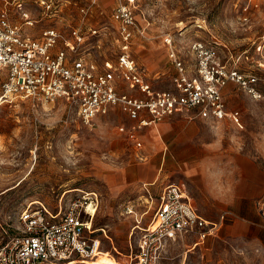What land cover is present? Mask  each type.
<instances>
[{
    "label": "rangeland",
    "instance_id": "1",
    "mask_svg": "<svg viewBox=\"0 0 264 264\" xmlns=\"http://www.w3.org/2000/svg\"><path fill=\"white\" fill-rule=\"evenodd\" d=\"M24 1L34 20L31 27L24 25L17 0H0V11L8 9L10 20L27 35L40 38L54 27L70 38L69 30L81 25L86 35L82 54L99 63L117 62L123 41L113 20L116 0H52L55 15L47 13L40 0ZM83 7L90 8L84 21ZM133 10L147 38L135 35L130 53L156 90L172 88L174 69L164 44V37L172 34L185 56L194 40L216 42L225 58H239L242 71L259 77L264 93V47L257 49L264 38V0H135ZM91 27L101 29V35L91 37ZM58 48H64L63 42ZM4 78L0 72V241L19 233L20 214L29 206H45L54 215L79 206L90 220L84 209L92 204L99 255L107 256L103 264L127 263L130 241L135 245L140 235L137 229L133 232L136 219L141 228L154 219L157 199L149 208L147 189L157 195L166 185L181 181L194 193L200 215L214 222L223 215L225 219L204 242L196 234L169 242L159 264H264V98L254 100L232 85L227 101L231 110L241 112V123L193 119V112L182 113L141 130L146 149L139 152L119 131L134 124L121 111L99 116L86 126L64 100L47 105L21 97L1 100ZM163 124L168 125L162 129ZM159 142L168 153L172 144H179L174 160L171 154L162 159L166 147L161 149ZM220 188L233 197L253 192L252 209L226 210L203 202ZM128 203L135 205L136 215L124 213ZM227 211L249 214L253 220L242 221L226 235Z\"/></svg>",
    "mask_w": 264,
    "mask_h": 264
},
{
    "label": "built area",
    "instance_id": "2",
    "mask_svg": "<svg viewBox=\"0 0 264 264\" xmlns=\"http://www.w3.org/2000/svg\"><path fill=\"white\" fill-rule=\"evenodd\" d=\"M99 1L93 0V3ZM116 1L113 20L122 36L123 49L115 63H99L90 54H82L86 35L81 25L69 30L70 38H65L64 32L54 27L44 30L40 38H34L10 20L8 9H2L0 72L5 78L1 100L21 97L42 105L64 100L86 126H92L99 116L118 109L134 122L130 128L122 126L119 131L141 148V130L155 127L180 110L193 112V118L211 122L241 123V112L231 110L226 99V90L232 85L254 100L264 98L259 77L242 71L239 58H225L216 42L194 40L189 43L185 56L172 34L164 37L174 67L172 88L156 90L147 71L130 53L135 35L147 38L133 10L135 0ZM40 2L47 13H56L52 0ZM24 4V0H17L24 25L31 27L34 20ZM89 12L90 8H81L83 21ZM88 33L97 37L101 29L91 27ZM60 42L64 48L57 49ZM263 47L264 38L257 49ZM147 193L150 208L157 199L154 219L145 228L136 220L133 232L137 229L140 235L135 245L130 242V264H159L169 242L191 234L198 235L204 242L218 231L225 219L223 215L219 222H214L201 216L179 185H167L157 196L150 189ZM88 208L84 213L91 216L90 220L84 218L79 206L63 215H54L45 206H29L20 214L19 233L0 241V264H91L101 252V240L96 236L93 214ZM124 213L135 214V205L124 206Z\"/></svg>",
    "mask_w": 264,
    "mask_h": 264
},
{
    "label": "crops",
    "instance_id": "3",
    "mask_svg": "<svg viewBox=\"0 0 264 264\" xmlns=\"http://www.w3.org/2000/svg\"><path fill=\"white\" fill-rule=\"evenodd\" d=\"M167 57H168V54H167ZM168 60L170 61V59H169V57H168ZM172 64V63H171ZM173 66V65H172ZM173 69H174V67H173ZM173 74H174V71H173ZM172 74V75H173ZM149 79H150V77H149ZM172 80V79H171ZM230 88H231V86L226 90V95H227V92L230 90ZM171 89V88H170ZM126 90L128 91V92H131L128 88H126ZM136 95H140L139 93H135ZM226 99H227V96H226ZM118 110V109H117ZM182 113H189V112H186V111H183V110H180V111H178L174 116H176V115H180V114H182ZM173 116V117H174ZM172 118V117H171ZM171 118H168V119H166V120H169V119H171ZM193 119H199V118H193ZM130 120V119H129ZM165 120V121H166ZM131 121V120H130ZM133 122V121H132ZM162 123H164V121L163 122H161L160 124H158V125H156L155 127H158L159 125H161ZM165 123H167V122H165ZM168 124H163L162 125V129H163V127H165L166 128V126H167ZM158 133L160 132V130H159V128H158ZM141 141H142V143H143V145H142V147L141 148H138V147H136V149H137V151H139V152H141V150H145L146 149V145H145V143H144V141L141 139ZM163 144L165 145V143L163 142ZM158 145L161 147V149H163V146H162V143L160 144V142L158 143ZM177 145H179L178 143H175V144H172V149H171V151H170V153H168V148L166 147V145H165V151L163 152V150L161 151V154L163 153V155H162V159L164 160V161H166V157L167 156H169L170 154H171V158L174 160V157H175V155L177 154L178 155V153L180 152L178 149L176 150L175 149V147L177 146ZM146 157H144V156H142V157H140V159L141 160H143V159H145ZM171 164H174V162L172 161L171 162ZM155 184V182L154 183H150L149 185H154ZM176 184V183H175ZM170 185V184H169ZM176 185H179V186H181L182 187V189L184 190V192H185V194L190 198V200L192 201V203H193V205H194V207L196 208V210H199V207H197V205H195V203H194V193L192 192V190L188 187V184H186L185 182H179V183H177ZM167 186V185H166ZM162 190V189H161ZM153 194V193H152ZM159 194V193H158ZM157 194V195H158ZM155 196H157L156 194H154ZM255 199H256V195L254 196V193L253 192H241V193H239V195H237V197H233V194H229L228 192H227V190L226 189H219V190H215V191H213V192H211L210 193V195H209V197L208 198H205L204 200H203V202H209V203H211L212 204V206H213V208H216L217 207V204L219 205V208H222V209H226V210H249V209H252V206H253V204H254V202H255ZM145 202L147 203V205L149 206V200H148V196L146 197V199H145ZM128 204H132V203H128ZM128 204H126V205H128ZM125 205V206H126ZM148 208V207H147ZM150 208V207H149ZM136 209V208H135ZM149 211V210H148ZM148 211L146 212V213H148ZM226 215H231V216H229L228 215V217H227V220L229 221V222H227L226 223V226H225V233H226V235L228 234V231L229 230H231L234 226H236L237 224H239V223H242V221L243 222H247V221H250V220H253V218H251V216L248 214H246V215H239V214H237V213H234V212H226L225 213ZM134 215H136V210H135V214H133V216ZM223 215V214H222ZM129 216H132V215H129ZM202 216V215H201ZM222 217V216H221ZM207 219V218H206ZM137 220V219H136ZM221 220V219H220ZM210 221H212V220H210ZM131 242V241H130ZM197 244H199V243H197ZM129 255H130V253H129ZM129 255L127 256V263H123V264H130V260H129ZM106 257L107 256H104L103 255V257H101L100 255L96 258V259H94L93 260V262L91 263V264H103V262H105V259H106ZM113 260H114V262L115 263H117L116 261H115V259L113 258ZM117 264H120V263H117Z\"/></svg>",
    "mask_w": 264,
    "mask_h": 264
},
{
    "label": "bare ground",
    "instance_id": "4",
    "mask_svg": "<svg viewBox=\"0 0 264 264\" xmlns=\"http://www.w3.org/2000/svg\"><path fill=\"white\" fill-rule=\"evenodd\" d=\"M92 206H93V205L91 204V206H89L88 209L91 210V213L95 215V210L93 209L94 207L92 208ZM98 256H99V255H98ZM98 256H97V257H98ZM97 257H96V258H97ZM96 258H95V259H96Z\"/></svg>",
    "mask_w": 264,
    "mask_h": 264
}]
</instances>
